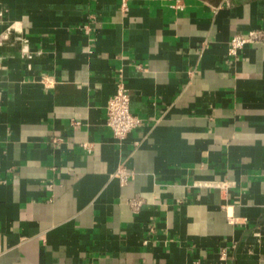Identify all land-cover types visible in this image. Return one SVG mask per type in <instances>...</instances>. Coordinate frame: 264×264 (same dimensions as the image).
<instances>
[{"label": "crops", "instance_id": "crops-1", "mask_svg": "<svg viewBox=\"0 0 264 264\" xmlns=\"http://www.w3.org/2000/svg\"><path fill=\"white\" fill-rule=\"evenodd\" d=\"M252 31L264 0H0V264H264Z\"/></svg>", "mask_w": 264, "mask_h": 264}, {"label": "built area", "instance_id": "built-area-1", "mask_svg": "<svg viewBox=\"0 0 264 264\" xmlns=\"http://www.w3.org/2000/svg\"><path fill=\"white\" fill-rule=\"evenodd\" d=\"M263 41L264 32L262 31H252L247 35H236L230 40L228 54L231 58H237L241 50L247 45ZM106 123L112 130L114 138L119 142L126 140L134 130L143 125V120L131 111V96L123 84L117 86L115 94L109 100ZM54 141L57 142L58 139ZM84 148L89 149V145L84 144ZM130 175L131 172L123 167L119 168L115 173V177L118 178L123 185L128 182ZM219 186L224 189L231 187L228 182H223ZM131 204L136 209L141 205V203L136 200H133ZM235 221L234 218L231 219L232 223H235ZM224 256H226V254H224ZM194 264L201 263L195 262Z\"/></svg>", "mask_w": 264, "mask_h": 264}, {"label": "trees", "instance_id": "trees-1", "mask_svg": "<svg viewBox=\"0 0 264 264\" xmlns=\"http://www.w3.org/2000/svg\"><path fill=\"white\" fill-rule=\"evenodd\" d=\"M210 1H212V2H214V3H218V2H220L221 0H210Z\"/></svg>", "mask_w": 264, "mask_h": 264}]
</instances>
